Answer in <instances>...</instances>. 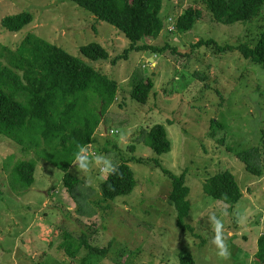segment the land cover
<instances>
[{
    "label": "rangeland",
    "instance_id": "obj_1",
    "mask_svg": "<svg viewBox=\"0 0 264 264\" xmlns=\"http://www.w3.org/2000/svg\"><path fill=\"white\" fill-rule=\"evenodd\" d=\"M194 1L164 0L162 18L178 17ZM22 12L32 14L31 24L15 33L3 28L5 17ZM262 32L264 9L253 20L229 25L216 23L205 11L191 31L166 30L148 40L176 52L130 51L123 59L131 42L70 0H0L1 44L15 49L35 34L119 84L93 143L70 170L83 181L77 195L64 185V172L39 152L0 136V264H180L183 249L197 264H256L264 234V67L238 51L220 53L197 43L213 39L223 46L247 42L254 47ZM90 43L105 47L111 60L85 58L81 48ZM149 79L154 87L142 104L131 90ZM214 120L223 127H212ZM158 124L172 143V150L161 156L141 135ZM252 148L260 150L254 159L261 174L249 171L238 157ZM131 157L142 161L129 163L137 182L134 191L105 200L102 182ZM31 160L38 162L35 182L23 188L15 180V166ZM163 169L186 173L191 211L184 220L192 230L178 226L169 202L172 182ZM225 171L241 188L237 203L205 192L207 181ZM66 235L77 241L84 235L94 247L108 250L103 255L81 249L72 257L63 247Z\"/></svg>",
    "mask_w": 264,
    "mask_h": 264
},
{
    "label": "trees",
    "instance_id": "obj_2",
    "mask_svg": "<svg viewBox=\"0 0 264 264\" xmlns=\"http://www.w3.org/2000/svg\"><path fill=\"white\" fill-rule=\"evenodd\" d=\"M70 1L99 21L115 27L131 42L120 56L123 59L128 58L130 51H152L156 55L168 49L176 52V48L172 49L170 45L158 47L148 40H156L166 30L170 34L191 31L205 11L213 15L216 23L229 25L253 20L264 9V0H195V4L178 17L170 16L164 20V0ZM32 22V14L22 12L5 17L2 26L15 33ZM203 44L220 53L238 51L246 60L264 67V32L254 47L247 42L223 46L213 39L197 43ZM81 53L94 62L111 60L109 51L99 43L83 46ZM153 87L150 79L134 85L131 90L133 99L146 104ZM118 91L116 80L35 34H28L15 49L0 42V136L8 137L25 150H36L61 169L64 185L73 196L79 193L83 181L70 170L93 143L102 115L115 102ZM216 123L223 127L215 120L212 127ZM142 133V141L158 156L172 150L165 126L158 124ZM50 152L60 158H50L47 155ZM259 154L258 148H252L238 153V157L249 171L261 174V164L255 160ZM130 162L142 164L141 159L135 157L122 159L102 182L100 190L105 200H115L134 191L137 182ZM37 168L36 160L20 161L15 166L16 182L23 188H31ZM163 171L172 182L169 202L177 212L178 226L184 231L192 230L184 220L191 211L188 199L191 190L186 184V173L177 176L166 169ZM205 192L212 198L230 203H237L243 196L236 177L230 171L211 177L205 184ZM63 247L72 257L81 249L103 255L108 250L94 247L84 235L78 241L66 235ZM179 260L180 264H197L193 254L185 249L179 252ZM256 264H264V234L258 239Z\"/></svg>",
    "mask_w": 264,
    "mask_h": 264
}]
</instances>
